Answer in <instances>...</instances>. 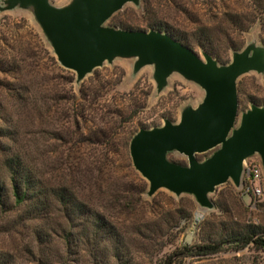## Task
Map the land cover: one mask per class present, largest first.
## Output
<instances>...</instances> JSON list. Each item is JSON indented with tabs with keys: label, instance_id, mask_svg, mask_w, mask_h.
<instances>
[{
	"label": "rangeland",
	"instance_id": "rangeland-1",
	"mask_svg": "<svg viewBox=\"0 0 264 264\" xmlns=\"http://www.w3.org/2000/svg\"><path fill=\"white\" fill-rule=\"evenodd\" d=\"M50 1L63 6L71 0ZM162 2L163 17L177 30L192 35L193 49L203 57L205 50L193 37L199 23H193L190 17L203 24L214 25L216 21L214 27L225 30L228 23L223 13L239 6L248 9L254 0H176V5ZM145 19L143 4L128 2L106 25L148 30ZM228 34L242 43V49L252 42L262 44L259 21L240 36L231 29H227ZM219 38L222 56L231 61L233 53L228 51L226 55L224 51L228 37L222 33ZM52 57L57 60L31 10H0V125L16 129L21 145L34 150L43 166H60L57 170L61 173L80 166L72 187L79 198L99 209L108 225V231L100 233L99 248L92 236L91 245H81L77 254L69 255L62 239L64 219L58 216L52 225L58 233L53 234L46 250L52 264H64L66 259L72 264H164L170 255L174 256L172 264H264V248L253 244L238 248L231 242L233 234L246 228L264 232V195L255 204L251 195L244 194L243 185L237 186L232 179L209 194L213 208L203 207L193 194L176 195L167 188L149 195V180L133 164L129 150L132 137L141 128L163 125L166 118L178 122L186 106L197 107L203 102L206 91L200 84L174 72L167 86L158 91L155 65L135 72V57L106 61L78 83L76 72L57 60L62 66L58 69L52 65ZM13 66H20V71ZM239 83L245 93H239L237 126L242 112L251 107L250 95L264 98V73H245ZM15 90L21 94L17 96ZM51 132L62 139L52 138ZM217 148L197 157L203 161ZM168 158L188 163L187 156L178 151L170 152ZM51 175V184L62 179L56 173ZM198 211L203 217L196 223ZM27 232L14 233V238L1 232L0 255L7 251L14 254L13 243L22 247L23 235L25 242L30 240ZM83 233L90 237L96 232L89 226ZM216 241L222 245L214 253L186 256L179 251L185 245Z\"/></svg>",
	"mask_w": 264,
	"mask_h": 264
},
{
	"label": "water",
	"instance_id": "water-1",
	"mask_svg": "<svg viewBox=\"0 0 264 264\" xmlns=\"http://www.w3.org/2000/svg\"><path fill=\"white\" fill-rule=\"evenodd\" d=\"M128 2L141 4L71 0L56 6L50 0H2L0 10H31L58 62L76 72L78 83L106 61L135 57V72L155 65L158 91L174 72L200 84L206 91L202 103L186 106L178 122L166 118L161 126L141 128L129 150L135 168L150 182L149 195L167 188L176 195L193 194L203 207L213 208L209 194L230 179L240 186L246 158L257 153L264 166V106L251 104L237 126L238 79L251 71L264 73V45L249 43L233 52L231 62L221 64L211 53L203 51V58L168 32L106 25ZM215 148L207 159L197 157ZM172 151L187 156L188 163L171 161Z\"/></svg>",
	"mask_w": 264,
	"mask_h": 264
},
{
	"label": "trees",
	"instance_id": "trees-1",
	"mask_svg": "<svg viewBox=\"0 0 264 264\" xmlns=\"http://www.w3.org/2000/svg\"><path fill=\"white\" fill-rule=\"evenodd\" d=\"M165 1L176 5V0ZM156 2L155 4L150 0H141L148 29L168 32L185 45L193 48L192 35L186 31L177 30L171 25L162 15V12L165 11V3L162 0ZM249 5L248 9L239 6L241 8L235 7L225 11L223 15L226 20L224 22L228 23L226 26L228 30L231 29L240 36L252 24L259 21L261 25L260 38L264 45V0H254L253 4ZM182 9L183 7H180V10ZM183 12L189 13L185 10ZM190 20L193 23H199L193 34L196 43L215 56L220 63L226 64L231 61L224 59L219 50L221 49L219 34L225 33L228 37V42L224 46L226 55L228 51L233 53L242 49L241 42L229 38L227 29L224 30L219 26L214 27L217 25L215 20L214 25L203 24L199 19L193 17H190ZM51 63L58 69H62L55 57H52ZM16 69L20 71V66ZM238 91L241 94L245 93L240 83ZM15 93L17 96L21 94L19 90H15ZM249 100L252 104L264 106V98L257 95H250ZM48 132L45 131V133ZM50 134L54 139L61 138L53 132ZM0 138L2 139H0V233H9L13 237L14 233L21 235L22 231L25 233L28 230L27 234L30 235L28 242H25L23 235L22 242L24 244L22 247L19 243H13V249L16 251L14 254L11 251L2 253L0 264H24V261L34 264H52L53 260L49 254L47 255L46 250L53 239V234L58 233V229L52 226L55 225L54 219L58 216H62L64 219L65 227L62 230V239L69 255L77 254V248L81 245H91L92 236L97 239L96 246L99 248L102 244V240L99 238L100 233L108 231V225L99 209L91 206L87 200L79 198L72 187L80 166L76 169H63V173L59 172L60 166H51L49 163L43 166L36 152L21 145L18 131L8 124L7 126L0 125ZM55 173L62 179L51 184V174ZM89 226L96 233L86 237V233L83 232L88 231ZM231 239V242H236L238 248L249 244L264 248V232L257 229L246 228L244 231H237ZM221 245V241L185 245L179 251L186 256L205 255L221 250ZM18 251L22 255H19ZM173 257L170 255L164 264H172ZM63 263L72 264V260L66 259Z\"/></svg>",
	"mask_w": 264,
	"mask_h": 264
},
{
	"label": "built area",
	"instance_id": "built-area-1",
	"mask_svg": "<svg viewBox=\"0 0 264 264\" xmlns=\"http://www.w3.org/2000/svg\"><path fill=\"white\" fill-rule=\"evenodd\" d=\"M242 185L244 194L251 195V202L255 204L264 195V166L259 154L244 160Z\"/></svg>",
	"mask_w": 264,
	"mask_h": 264
},
{
	"label": "bare ground",
	"instance_id": "bare-ground-1",
	"mask_svg": "<svg viewBox=\"0 0 264 264\" xmlns=\"http://www.w3.org/2000/svg\"><path fill=\"white\" fill-rule=\"evenodd\" d=\"M203 217V212L202 211H198L197 213H196V223L198 222V221H200V219ZM191 235H192V231H191Z\"/></svg>",
	"mask_w": 264,
	"mask_h": 264
}]
</instances>
